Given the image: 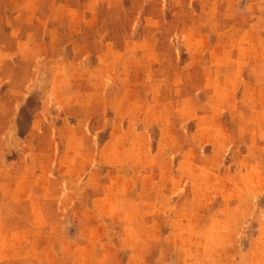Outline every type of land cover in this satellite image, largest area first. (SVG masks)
<instances>
[{
	"label": "rangeland",
	"instance_id": "1",
	"mask_svg": "<svg viewBox=\"0 0 264 264\" xmlns=\"http://www.w3.org/2000/svg\"><path fill=\"white\" fill-rule=\"evenodd\" d=\"M92 15L93 33L111 32L118 43L133 19L139 30L144 16L161 18L167 56L160 61L180 72L187 65L192 77L189 86L176 77L156 93L178 98V136L158 135L156 124L145 136H127L129 121L110 118L122 91L107 79L110 57L79 56L74 49ZM85 64L98 65L90 80V70H81ZM162 105L176 111V104ZM138 126L131 121V131ZM220 126L228 133L220 134ZM188 158L196 164H181ZM139 159L180 162L173 196L177 211L200 227L195 245L204 241L201 226L211 218L209 210L221 227L226 213L218 209L226 207L231 222L240 219L245 227L240 255L251 238L256 241L253 259L197 258L189 264H264V0H0V264H140L142 259H125L122 248V259H109L107 243L118 233L80 231L109 220L105 194L122 191L116 177L129 169L113 162ZM222 171L239 179L249 199L210 188L206 176ZM179 246L172 259L157 264H187L178 259L186 250Z\"/></svg>",
	"mask_w": 264,
	"mask_h": 264
},
{
	"label": "crops",
	"instance_id": "2",
	"mask_svg": "<svg viewBox=\"0 0 264 264\" xmlns=\"http://www.w3.org/2000/svg\"><path fill=\"white\" fill-rule=\"evenodd\" d=\"M81 20L83 22L82 18ZM135 20L133 19L128 25V31L125 28L127 32L122 37V42L118 43L115 40L117 37L111 32L105 33L101 37L96 36L92 31L96 25L95 17L93 15L86 17L83 40L80 48L74 49L78 50L76 53L79 56L110 57L106 65L107 79L117 90L119 88L122 90L121 94L118 93L119 97L113 101L114 112L110 118L129 121L124 128V134L145 136L148 134L147 128H153L156 124L157 128H155L159 130L158 135L178 136L179 131L176 128L179 125L178 98L169 94L162 97L156 93L157 91L158 93L164 92L162 87L167 86V83H171L176 77H178L176 81L180 80L186 86L191 85L192 80L189 81L192 78L190 69L186 65L180 72L177 66L163 64L160 61V57L167 56V50H165L167 48H164L163 43L164 38L159 30V26L162 25L161 18L144 16L142 21L138 22V24H142L139 30L135 28L137 23ZM114 57H123L122 63L113 62ZM97 67L98 65L88 66L85 64L81 66V70H90V73L86 75V78L90 80L91 73H94V68ZM164 70L168 74L166 79L163 78ZM96 93L98 97L102 95L101 92L96 91ZM99 101L100 99L95 102ZM182 102L188 104L189 98L184 96ZM168 103L176 104V111L164 110L162 104ZM87 110L93 116V109L88 108ZM132 120L139 122L137 132L131 131ZM163 120L167 121L166 127L159 124ZM220 130V134L228 133L223 126H220ZM112 132L115 133V131ZM173 150H175L174 147L170 146L168 152L172 153ZM190 151L194 152V149L191 148ZM110 163L111 161L108 164ZM113 163L122 164L123 167L129 166V169L123 173V176L116 177L117 188L119 189V185H122V191L112 190L105 194L109 201L106 212L109 218L108 222L105 223L106 225H100L92 221L91 227H80V231L118 233L119 239H114L113 243L109 240L107 243V247L113 248V256H110L109 259H122L118 250V248H122L125 254L127 253L125 259H142L140 264H147L148 259H153L152 264H157L160 259H172L178 245L182 249H186L185 252L182 251L178 259H187V264L190 263L188 259L197 258L253 259L249 253L253 252L252 247L256 246V241H253V238L250 239L248 248L244 252L249 256L247 254L245 257L240 255V253L242 254L241 238L245 227L240 219H234V223L231 222L233 219L229 216L232 211L228 210V207L218 209L222 214L226 213L224 218L218 220L223 223L221 227L214 225L212 215H210L211 209L209 210L211 218L209 217L208 221H203L201 226L204 241L198 245L193 243L195 242L194 234L200 230V227L199 230H196L195 221L189 220V214L177 211L179 200L173 196L179 179V161L174 164L172 159H154L152 161L139 159L138 161L122 160ZM181 164L193 166L196 162L188 158L181 161ZM130 168L138 170L130 171ZM226 174L227 171H222L220 175L208 174L205 179L208 185H211L210 188L219 185L221 191H230L231 196L236 200L249 199V193L242 188L238 182L239 179ZM246 180L248 177H242L244 183ZM224 181L232 182L229 183L232 188L227 187V183ZM133 187H138V190L134 191ZM91 213V216H94L93 210ZM184 230L187 233L185 241L183 240ZM217 233L218 236H216ZM178 237L181 238V241ZM200 248H203L204 251L197 250ZM207 249H210L209 253L206 251ZM211 249H218L219 252H211Z\"/></svg>",
	"mask_w": 264,
	"mask_h": 264
}]
</instances>
